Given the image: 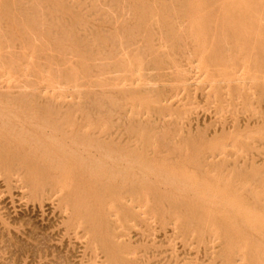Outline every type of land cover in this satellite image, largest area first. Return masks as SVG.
<instances>
[{
    "label": "rangeland",
    "instance_id": "374dc122",
    "mask_svg": "<svg viewBox=\"0 0 264 264\" xmlns=\"http://www.w3.org/2000/svg\"><path fill=\"white\" fill-rule=\"evenodd\" d=\"M0 264H264V0H0Z\"/></svg>",
    "mask_w": 264,
    "mask_h": 264
},
{
    "label": "bare ground",
    "instance_id": "6f19581e",
    "mask_svg": "<svg viewBox=\"0 0 264 264\" xmlns=\"http://www.w3.org/2000/svg\"><path fill=\"white\" fill-rule=\"evenodd\" d=\"M31 98V97H30ZM21 101V100H20ZM30 105V104H29ZM16 107V106H15ZM29 108V107H28ZM31 115V114H30ZM18 119V118H17ZM5 123V122H4ZM4 130V129H3ZM66 133V132H65ZM29 134V133H28ZM30 136V135H29ZM30 153V152H29ZM15 154V153H14ZM25 161V160H24ZM50 182V181H49ZM123 184V183H122ZM104 188V187H103ZM118 188V187H117ZM12 244V243H11ZM3 249V248H2Z\"/></svg>",
    "mask_w": 264,
    "mask_h": 264
}]
</instances>
